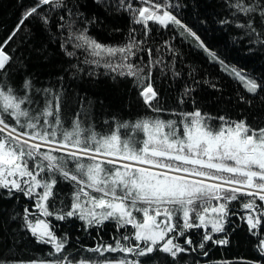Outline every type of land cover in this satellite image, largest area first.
Instances as JSON below:
<instances>
[{"label": "snow or ice", "instance_id": "snow-or-ice-1", "mask_svg": "<svg viewBox=\"0 0 264 264\" xmlns=\"http://www.w3.org/2000/svg\"><path fill=\"white\" fill-rule=\"evenodd\" d=\"M136 3L139 7L132 0H118L115 5L109 0L105 4L127 12L131 25L140 26L137 29L130 25L124 42L118 45L102 44L89 34L88 26L95 22V17H85L77 0H35L21 14L7 39L0 43V191L8 198L22 194L33 201L31 212L24 208L25 226L38 243L51 245L53 249L47 254L50 259L31 264H141V258L154 256L156 252L171 264H179L182 254L199 252L207 256L204 249L209 241L226 245V238L213 239V234L225 232L229 217L237 215L241 221L246 220L251 235L258 238V252L264 257V235L258 230L264 223V126L253 127L246 117L237 121L223 115L202 114L199 109L187 112L163 108L151 83L152 69L163 62L159 55L163 48L172 57L165 66L173 78L179 77L180 72L176 71L179 52L172 43L176 39L173 36L156 49L157 58L153 60V50L148 46L152 32L149 22L157 33L169 29L170 24L173 30L182 29L181 38L185 34L192 38L196 47L247 93L255 96L264 85L227 65L208 49L194 31L173 15L172 10L178 5L172 0H136ZM227 7L232 9L233 16L249 18L235 27L253 37L250 43L264 46V37L253 23L258 16L264 25V0H227ZM56 12L61 14L54 33L48 26ZM30 17L38 18L48 29L50 39L59 41L64 55L76 61L72 67L78 72L84 71L80 67L83 64L93 69L89 75L103 68L105 75L114 74L113 79L134 78V87L139 89L145 110L156 114L137 119L135 128L141 130L140 134L131 136L126 123L116 126L117 130H124L123 140L117 131L98 133L93 127H82L79 121H74L71 128L65 127L59 114V95L48 88L35 89L37 94L43 92L45 98L40 108L29 95L33 85L28 78L21 85L23 94L18 93L7 80L5 70L13 57L5 48ZM219 22L232 23L226 18ZM144 52L149 56L147 63L140 55ZM194 73L195 69L189 76L194 84H199ZM203 83L216 88L210 80ZM193 91L194 87L185 86L178 103L183 104ZM240 100L244 102V97ZM247 103L251 105L252 101ZM161 113L177 119H161ZM58 182L68 183L73 189L71 203L65 206L67 211L55 208L58 193H54V188ZM50 197H53L51 210ZM233 201L240 205L236 211L229 207ZM240 211L245 214L239 215ZM73 216L89 226L99 227L111 221L118 230L131 226L134 231L131 235L113 237L114 245L98 244L87 249L96 253L97 258L74 262L68 258L71 253L63 254L67 237L58 240L51 222L45 219L54 217L63 221ZM209 224L211 232L206 230ZM193 229L205 230L195 244L186 234ZM106 253L119 255L110 258ZM152 264L160 261L153 259Z\"/></svg>", "mask_w": 264, "mask_h": 264}, {"label": "trees", "instance_id": "trees-1", "mask_svg": "<svg viewBox=\"0 0 264 264\" xmlns=\"http://www.w3.org/2000/svg\"><path fill=\"white\" fill-rule=\"evenodd\" d=\"M127 2V0H126ZM135 7H139L136 0H132ZM178 7L173 9V15L194 31L204 44L214 51L216 55L227 65L237 67L253 75L258 83L264 85V46L250 43L253 37L245 35L244 29L235 27L236 23H245L249 19L243 16H233L232 9L227 7V0H172ZM80 11L88 19L95 17V22L88 26L89 34L102 44L118 45L124 42L131 25V18L127 12L118 11L114 6H105L109 0H77ZM115 5L118 0H110ZM35 0H0V43L7 39L8 35L16 27L21 14L25 9L33 6ZM48 6H45V9ZM60 12L52 14L51 23L48 28L51 32H57V17ZM228 19L229 24L219 21ZM254 27L264 37V25H261L257 16ZM139 29V25H131ZM152 32L149 36L148 46L152 48V58H157L156 49L170 37L175 36L172 41L179 55L176 57V71L180 76L173 78L171 70L165 65L170 64L172 57L167 55L163 48L160 50L162 63L152 69L151 83L159 93L158 99L163 108L175 111L192 112L199 109L202 114L208 113L213 117L225 116L232 120L247 118V123L253 127L264 126V88L258 90L253 96L246 92L241 84L230 78L221 70L219 64L211 62L207 54L196 47L195 41L187 37L181 38L180 30L161 29L159 33L152 22H149ZM15 49V51H13ZM12 55L13 60L6 67L7 80L20 92L21 85L26 78L31 80L33 89L29 93L32 99L38 102L40 108L44 105L43 92L37 94L35 89H51L59 95V114L62 124L71 128L74 121H79L82 127H93L98 133L117 131L121 139H125L124 130H117V125L126 123L129 125L127 131L131 136L141 133L135 128L137 119L146 116H155L145 110L141 98L138 96L139 89L134 87V78L104 74V69H95L94 75L88 73L93 69L88 65L81 64L83 72H78L72 67L76 63L69 59L60 49L58 40L50 39L48 29L42 25L38 18L30 17L25 21L17 36L5 48ZM145 63L149 56L146 52L140 53ZM139 57L136 58V62ZM195 69L194 79L200 81L193 83V77L189 72ZM147 73V69H145ZM207 79L216 84V88L209 87L203 83ZM185 86L195 88L190 96L184 98V103L178 100ZM244 97L241 102L240 97ZM251 100L249 105L247 101ZM193 101L195 102L193 104ZM57 101H53L55 110ZM155 104L156 102L153 101ZM36 107L37 105H33ZM161 119H177L174 115L159 114ZM108 122L107 124L105 122ZM213 123H216L213 121ZM130 138V137H129ZM47 150V149H44ZM88 190V189H86ZM39 191V190H38ZM73 189L68 183H59L54 188L57 203L56 209L64 208L71 203ZM95 194V193H93ZM53 197L49 198L48 205L52 208ZM63 201V204L59 203ZM257 203H260L257 200ZM32 211L33 201L22 194L8 198L7 194L0 191V261L7 264H31L32 261L50 259L47 254L53 250L51 245L38 243L31 235L30 229L25 226L23 214L24 208ZM230 209L236 211L240 208L238 202L233 201ZM97 211H100L97 209ZM244 215L240 211L239 215ZM41 218H44L41 215ZM33 219V217H29ZM51 222L52 230L57 239L67 237V243L63 254L74 262L84 259L97 258V254L88 252L87 249L95 248L98 244H115L113 237L134 231L131 226L127 230L117 229L111 221H105L102 226H89L86 221L78 219L77 216L57 221L54 217H47ZM175 223V218L173 220ZM207 229L211 232V225ZM204 229L190 230L194 244L202 239ZM201 234L198 235L197 233ZM215 239H227L226 245H214L207 243L204 251L207 256L199 252L189 256L183 254L179 257V264H264V257L260 255L257 248L258 238L251 235L246 220L240 221L239 216L229 217L225 225V232L213 234ZM122 243H126L122 241ZM183 244V237L180 238ZM110 258L116 257L118 253H106ZM102 258V257H99ZM153 259L160 264H171L165 256L156 252L141 259V264H152Z\"/></svg>", "mask_w": 264, "mask_h": 264}, {"label": "flooded vegetation", "instance_id": "flooded-vegetation-1", "mask_svg": "<svg viewBox=\"0 0 264 264\" xmlns=\"http://www.w3.org/2000/svg\"><path fill=\"white\" fill-rule=\"evenodd\" d=\"M243 215V214H242ZM231 217V216H230ZM240 220V219H239ZM241 221V220H240ZM227 224V223H226ZM225 224V225H226ZM208 232H209V230L208 229H206ZM260 232H261V234L262 235H264V223H262L261 224V226H260V228L258 229ZM205 231V230H204ZM215 235V234H214ZM213 239H215V237H213ZM208 243H211V241H209Z\"/></svg>", "mask_w": 264, "mask_h": 264}, {"label": "rangeland", "instance_id": "rangeland-1", "mask_svg": "<svg viewBox=\"0 0 264 264\" xmlns=\"http://www.w3.org/2000/svg\"><path fill=\"white\" fill-rule=\"evenodd\" d=\"M235 68H237V67H235ZM238 70H241V69H239V68H237ZM242 72H244L245 74H247L250 78H253V79H255L256 81H257V79L253 76V75H251V74H249V73H247V72H245V71H243V70H241ZM257 83H258V81H257Z\"/></svg>", "mask_w": 264, "mask_h": 264}, {"label": "bare ground", "instance_id": "bare-ground-1", "mask_svg": "<svg viewBox=\"0 0 264 264\" xmlns=\"http://www.w3.org/2000/svg\"><path fill=\"white\" fill-rule=\"evenodd\" d=\"M84 259V257H82ZM142 259V258H141Z\"/></svg>", "mask_w": 264, "mask_h": 264}]
</instances>
